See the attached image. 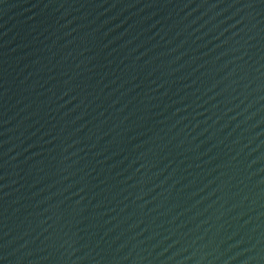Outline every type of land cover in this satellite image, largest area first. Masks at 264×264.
<instances>
[{
	"label": "water",
	"instance_id": "water-1",
	"mask_svg": "<svg viewBox=\"0 0 264 264\" xmlns=\"http://www.w3.org/2000/svg\"><path fill=\"white\" fill-rule=\"evenodd\" d=\"M0 264H264V0H0Z\"/></svg>",
	"mask_w": 264,
	"mask_h": 264
}]
</instances>
